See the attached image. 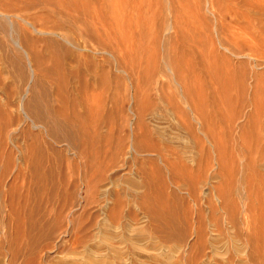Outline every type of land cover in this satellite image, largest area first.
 I'll list each match as a JSON object with an SVG mask.
<instances>
[{"label":"bare ground","instance_id":"bare-ground-1","mask_svg":"<svg viewBox=\"0 0 264 264\" xmlns=\"http://www.w3.org/2000/svg\"><path fill=\"white\" fill-rule=\"evenodd\" d=\"M244 2L264 15V0ZM162 5L161 0H0V67L15 70L29 91L24 101L20 88L13 111L0 100L2 264H50L51 253L61 255L57 264H170L173 254L184 251L177 245L168 249L175 238L188 249L181 255L187 264H209L219 256L231 264L234 255L238 264H264V232L261 228V239L254 241L249 218L250 181L264 178L259 173L264 168L258 174L256 162L242 166L249 173V205L238 203L246 213L245 226L238 228L230 195L243 175L234 179L239 169L232 152L239 149L229 150L233 142L227 148L242 116L230 113L234 94L246 103L250 91L260 96L264 74H242L245 62L216 67L219 48L244 58L231 41L245 31L241 27L239 34L232 28L235 38L232 29L225 31L231 39L225 34L206 51L207 39L194 42L197 37L189 41L182 35L167 50L165 32L173 29L178 38L180 19L165 26ZM260 29V34L254 29L259 36L254 33L252 42H244L252 43V60L264 64ZM123 80L130 85L125 95ZM257 140L263 145L264 134ZM120 181L132 200L115 189ZM175 203L187 204L182 222Z\"/></svg>","mask_w":264,"mask_h":264},{"label":"rangeland","instance_id":"rangeland-1","mask_svg":"<svg viewBox=\"0 0 264 264\" xmlns=\"http://www.w3.org/2000/svg\"><path fill=\"white\" fill-rule=\"evenodd\" d=\"M162 1V3H163V10H162V15H164L165 16V26H167V25H170V27H172L173 26V23H175V20L177 19H180V20H178V25L180 26V29H179V32H178V38L177 37H175V35L173 34L174 32H173V29H171L170 31H172V32H165V47H166V49L168 50L169 49V51L171 50V47L169 48V46H170V44L171 45H174V43L175 44H177V42L179 41L178 39H179V37H181L180 35H182V37L183 38H187L189 41H193L194 40V38L195 37H197V38H195V40H194V42H197V39L198 40H202V42H203V40L204 41H206V39H207V41L206 42H203L204 43V46L205 47H203V49L205 48L206 50L209 48V46H210V44L211 43H214V44H217V41L219 40V38H220V40H222V41H224L225 40V34H226V32L225 31H231L230 29H232V28H234V29H237L238 30V33H235V34H239V32H241L240 30L241 29H245V31L243 32V30H242V34H239L238 36H244V37H238L237 35H233L234 33V31L236 32L237 30H233L232 29V32H230V33H232V35L234 36V38H235V36H237V38H235V40H231L232 42H233V44L236 46L237 45V48H239V46H240V48H241V52H242V54L244 55V58H241V59H235V57H231V56H229L230 54L229 53H227L226 54V52L224 51V50H222V49H220L219 48V51H220V53L222 54L221 56L224 58H222L221 56H219V58H217L216 59V67H218V68H222V70H225L229 65H232L233 63H235L234 65H239L238 64V62H245L246 64H245V66L243 65V67H245L243 70H242V68H241V73L242 74H244V75H246V76H248L249 75V72L250 73H252L254 70H255V72H258V73H262V74H264V64L263 63H261L260 61H258V60H256V58H258V57H254L253 56V60H252V55L250 54L251 52H249V50L251 51L252 50V43H251V46L250 45H247L244 41H247V40H250V37L252 38V37H254V35L255 34H257V35H255V37L256 36H259V34H260V32H258V30L259 31H261L262 29H260V28H264V15H262L263 13H261V12H263V11H258V8L257 7H255V9L256 10H254V8L253 7H251V4L249 5L250 6V8H249V6H248V3H249V1H248V3L246 2H244V0L242 1V0H237V1H239V2H243L242 4L243 5H246V6H242L243 8H241V4L240 3H236V4H238V8H237V6L236 7H233L235 4L233 3L234 1L236 2V0H161ZM215 1V2H214ZM218 1V2H217ZM233 1V2H232ZM245 1H247V0H245ZM251 1V0H250ZM213 2V3H212ZM221 2V3H220ZM231 2L233 3V4H231ZM214 6H216V7H214ZM218 4H219V7H218ZM221 4H223L222 6L224 7V8H221L222 6H221ZM227 4H228V6H227ZM230 4V5H229ZM227 6V7H226ZM232 6V7H231ZM248 6V7H247ZM252 6H253V4H252ZM255 6V5H254ZM218 7V8H217ZM240 7V8H239ZM245 7V8H244ZM246 7H247V9L249 8V9H252V11L254 10V11H256V12H254L253 11V13H254V15H253V13H251L252 11L250 10L249 11V9H248V11H247V9H246ZM217 8V9H216ZM236 8H237V10H236ZM233 9V10H232ZM235 10V11H234ZM239 10V11H238ZM244 10L245 11H247L246 12V15L245 16H247V17H245L244 16V14H243V12H244ZM260 10V9H259ZM237 11V12H236ZM242 11V12H241ZM258 11V12H257ZM260 12V13H259ZM235 13H237L239 16H237L236 17V15L237 14H235ZM240 13H242L241 15H240ZM245 13V12H244ZM247 13L249 14V15H247ZM251 13V14H250ZM220 14V15H219ZM257 14V15H256ZM253 15V16H252ZM263 16V17H262ZM223 18V19H222ZM175 19V20H174ZM263 20V21H262ZM181 21V22H180ZM183 21V22H182ZM219 21V22H218ZM221 21V22H220ZM259 21H262L260 24L262 25V27H261V25L259 24ZM185 22V23H184ZM249 22H251V23H249ZM180 23H182V24H180ZM189 23V24H188ZM222 23V24H221ZM185 24H187V26L185 25ZM195 24V25H194ZM224 24H226V25H224ZM252 24V25H251ZM253 24H256V25H253ZM183 27H182V26ZM184 25H185V27H184ZM223 25V26H222ZM238 25V26H237ZM249 25H251L250 27H249ZM258 25V26H257ZM220 26H222V27H220ZM224 26H225V30H224ZM255 28H254V27ZM260 26V27H259ZM228 27H230V28H228ZM239 27H241V29L239 28ZM252 27H253V29H252ZM192 28V29H191ZM186 29V30H185ZM187 29H189V30H187ZM221 29H223V30H221ZM246 29L249 31V32H247L246 31ZM254 29H255V31H257V32H254ZM256 29H258V30H256ZM181 31V32H180ZM184 32H185V34H184ZM188 32V33H187ZM194 32V33H193ZM229 32H227V38H228V35H229ZM247 33V35H249L247 38H246V33ZM180 33H182V34H180ZM191 35H190V34ZM245 33V34H244ZM249 33V34H248ZM255 33V34H254ZM184 34V35H183ZM189 34V35H188ZM192 34H194V35H192ZM251 34H253L252 36H250ZM173 35V36H172ZM188 37H190V39L188 38ZM206 37V38H205ZM192 38V39H191ZM202 38V39H201ZM205 38V39H204ZM229 38L231 39V37H230V35H229ZM233 38V39H234ZM242 38V39H241ZM176 40V41H175ZM178 40V41H177ZM217 40V41H216ZM251 40H253V38L251 39ZM250 40V42H252ZM214 41V42H213ZM209 42H211L210 44H209ZM250 42H248V43H250ZM253 42H255V41H253ZM206 43V44H205ZM197 45H198V43H197ZM206 45H209L208 46V48H207V46ZM239 45V46H238ZM250 46V47H249ZM258 47V46H257ZM198 48V47H197ZM251 48V49H250ZM263 47H261V49H262ZM165 49V50H166ZM200 49V48H199ZM204 49V50H205ZM260 48L258 49V51L259 52H261V51H263L262 53H260V54H258L259 56H262V57H264L263 56V54H264V50H261ZM205 50V51H206ZM224 52V53H223ZM258 52V53H259ZM226 55V56H225ZM246 56V57H245ZM250 56V57H249ZM251 58V59H250ZM255 58V59H254ZM260 59V58H259ZM254 60H255V62H256V64H254L255 62H254ZM262 60H264L263 58H261V61ZM25 61V60H24ZM223 61H226V62H223ZM221 62V63H220ZM228 62V63H227ZM261 63V64H258V63ZM25 63V62H24ZM227 63V64H226ZM229 64V65H228ZM222 65V66H221ZM226 65V66H225ZM254 65H256L255 67H257L256 69H255V67H254ZM259 65L261 66V68L259 67ZM248 66V67H247ZM252 66V67H251ZM258 67H259V69H258ZM1 68V67H0ZM2 69V82L0 83V100H2V102L3 101H5V103L6 104H8V106H9V108H8V110L9 111H13L14 110V103H15V107H17L18 106V103H19V100H20V98L22 97L21 96V94L23 95L24 94V101L28 98V96H29V91H27L26 90V92H25V87H26V85L24 86L23 84L24 83H22V86H21V82L22 81H20L19 80V78H17L16 76H17V73H16V71L15 70H12V69H4V67L3 68H1ZM25 70H26V65H25ZM243 71H245L244 73H243ZM248 72V75L246 74ZM15 74V75H14ZM249 77V76H248ZM247 77V78H248ZM250 82V81H249ZM4 83V84H3ZM125 83V84H124ZM124 84V85H123ZM128 85H129V83L126 81V80H123V82H122V86H124L123 88H120V92H124V94L123 95H125V93H126V90H128V88H130V85H129V87H128ZM264 84L261 86V89H260V87H259V89L260 90H262V91H258L259 93H261L260 94V96L259 95H256V96H254V98H253V95L251 94V91H250V93H249V100H248V103H246V102H243L242 100H240V99H237L236 100V95L234 94V96H235V98H234V103H233V107L231 108L232 110L230 111V113H238V114H242V116H241V118L240 119H237V121L235 122L236 124H235V130H234V132H232L233 134V137H231L233 140L232 141H228L229 143H227V145H228V149L230 148V147H232L233 146V148H230L229 150L230 151H234L235 149L234 148H236V150H238L241 154H239V152L238 151H234V152H232V158L234 157V155L235 156H237V157H234L233 159L235 160V158H236V160L234 161V166H237V167H235V169H239L237 172H238V174H239V176L238 175H236V177H234V179L235 180H237V178L239 179L240 178V176L241 175H243L241 178H240V182H239V180H237V181H234V179H233V181L235 182V183H233L232 185L234 186L233 188L235 189L236 188V190L235 191H233V189H232V192H231V199H230V201H231V210H232V212H234V211H236V210H238V211H236V212H239L238 214L237 213H233L234 215H238V221L236 220L237 219V217L235 216V225H236V223H238L236 226L238 227V228H243L244 226H245V224H244V218H245V215H246V213L244 212V209H243V206L247 203L248 205H249V202H250V204L251 205H249L250 206V208H251V215H253L252 217H249L250 218V223H252V220H253V225L251 224L250 225V229H251V231L253 232V235H254V233H255V235L253 236L254 237V241H259L260 239H261V234H262V232H261V228H262V231L264 232V228H263V224H264V178H262V179H252V181H250V183L252 184H250V187H252L250 190H249V194L250 193H252V194H250L251 195V197H250V200H249V202L248 201H245L246 199V197H247V193L245 192V191H248V189L250 188H247V184L245 185V183H246V176L247 177H249L248 175H249V173H248V171H246V170H244L245 169V167H242V166H245V164L246 163H248V162H256V165H258L259 167H257L256 169H257V173L260 171V170H262L261 168H264V163L262 162L263 160H264V157L262 158L261 156H258L259 154H260V151H264L263 149H264V144L262 145L260 142H258V140H257V142H256V138H259L260 137V135H262V134H264ZM24 89H23V88ZM20 88H22L23 90L21 91V89ZM28 90H30V89H28ZM123 90V91H122ZM3 91H5V92H3ZM19 91H21L20 93H19ZM22 92H24V93H22ZM27 93V94H26ZM6 95H8V96H6ZM120 95L121 96H123L121 93H120ZM124 97V96H123ZM122 97V98H123ZM16 98H18V99H16ZM4 99V100H3ZM240 101H241V103H240ZM250 101H251V104H249L250 103ZM253 102V103H252ZM256 102V103H255ZM16 104H17V106H16ZM235 104V105H234ZM244 104V105H243ZM247 104V105H246ZM262 104H263V106H262ZM11 105H13V106H11ZM11 106V107H10ZM235 107V108H234ZM11 109H13V110H11ZM258 109V110H257ZM241 110V111H240ZM246 110V111H245ZM255 110V111H254ZM241 112V113H240ZM13 114V113H12ZM237 114V115H238ZM13 115H15V114H13ZM243 120V121H242ZM259 121V122H258ZM261 121V122H260ZM242 125H243V127H244V131L245 132H243L242 130H241V128L239 127V126H241L242 127ZM257 125V126H256ZM254 126V127H253ZM247 127V128H246ZM239 128V129H238ZM261 128V129H260ZM250 129V130H249ZM261 130H263V131H261ZM249 131V132H248ZM254 132V133H253ZM235 134V135H234ZM248 134V135H247ZM241 135H243L242 137H241ZM258 136V137H257ZM238 138H240V139H238ZM243 139V140H242ZM249 139V140H248ZM235 141V142H234ZM249 141V142H248ZM260 141V140H259ZM231 142H233V144L231 143ZM232 144V146H231V144ZM237 143H238V145H237ZM235 144V145H234ZM244 145V146H243ZM248 145V146H247ZM230 146V147H229ZM250 146V147H249ZM254 146V147H253ZM259 146V147H258ZM243 147V148H242ZM251 148V149H250ZM261 148V149H260ZM233 149V150H232ZM247 149V150H246ZM250 151H249V150ZM228 150V151H229ZM254 150H256V151H254ZM229 151V152H230ZM248 151H249V153L252 155H250L249 153H248ZM235 152H237V153H235ZM235 153V154H234ZM243 153H244V155H245V157L243 158ZM248 155H247V154ZM258 153V154H257ZM238 154V155H237ZM255 154H257V156L255 155ZM263 152H261V155L263 156ZM241 155V156H240ZM246 155L247 156H249V157H247L246 158ZM256 158V160H255V158ZM241 157V158H240ZM254 158V160H250L251 158ZM257 157H258V159H257ZM261 157V158H260ZM252 158V159H253ZM238 159H241L240 161L238 160ZM248 159V160H247ZM262 159V161H260ZM239 162H238V161ZM245 160V161H244ZM250 160V161H249ZM259 161H260V163H259ZM236 162H237V164L238 165H240V166H238L237 164H236ZM262 163V164H261ZM236 164V165H235ZM263 167H262V166ZM261 166V167H260ZM260 168V170L258 171V169ZM245 172H244V171ZM264 170V169H263ZM248 175H247V174ZM259 173H261V177L264 175V171H260ZM258 173V174H259ZM263 173V174H262ZM120 174H122V172H120ZM119 174V175H120ZM246 174V175H245ZM238 176V177H237ZM121 177H122V175H121ZM243 177H244V179H243ZM264 177V176H263ZM165 178H166V180H165V184L166 185H168L166 182H168L169 183V186H167V187H170L171 188V190L173 189L172 187H171V185H170V180H167V178L168 177H166L165 176ZM262 180V182H261V184H260V181ZM12 180H10L9 181V183L11 182ZM243 181V182H242ZM257 181V182H256ZM121 182V181H120ZM255 182V183H254ZM240 183V184H239ZM248 183V182H247ZM235 184V185H234ZM241 184L243 185V186H241ZM258 184H259V186H258ZM119 187H118V189L117 188H115L116 190H118L120 193H123L122 194V196L125 198V197H127V199L125 198V200H129V198L131 197V196H129V195H131L130 193H129V190H128V188H127V186L126 185H124V183L123 182H121L119 185H118ZM123 188H121V187ZM237 186V187H236ZM246 188H245V187ZM126 187V188H125ZM230 187H231V185H230ZM254 187H255V189H254ZM259 187V189H257ZM125 188V189H124ZM237 188H240L241 190H238L237 191ZM243 188L245 189V190H243ZM120 189V190H119ZM247 189V190H246ZM252 189H254L253 191H252ZM123 190V191H122ZM124 190H126L125 192L126 193H124ZM122 191V192H121ZM158 190H155L154 192H152V194L154 195V193L156 192V194L155 195H157V192ZM241 191V192H240ZM244 191V192H243ZM255 191V192H254ZM129 193V194H128ZM240 193V194H239ZM243 193V194H242ZM126 196H125V195ZM235 194H237V195H235ZM239 194V195H238ZM154 195V197H156ZM240 195H242V197L240 196ZM254 195H255V197H254ZM238 196L239 197H241V198H238ZM246 196V197H245ZM153 197V196H152ZM153 197V198H154ZM243 199V200H242ZM254 201H253V200ZM260 200V202L259 203H261V204H259L258 203V200ZM130 200H132V197L130 198ZM129 200V201H130ZM154 200V199H153ZM239 201V202H237V201ZM240 200H242V201H240ZM253 202H252V201ZM255 200L257 201L256 203H255ZM153 202V201H152ZM155 202V201H154ZM233 202L235 203V204H233ZM237 202V203H236ZM243 202V203H242ZM155 203H157L158 204V202L156 201ZM238 203H241V204H238ZM176 205L178 204L179 205V207H178V205L177 206H174L173 208L175 209V211H176V213H177V216H178V219H180L181 220V222L182 221H184V215L185 214H187V210L186 209H188V208H186L187 207V204H184V205H181L180 203H175ZM237 204L238 205H240V207L239 206H237ZM170 205H171V207L173 206V204L172 203H170ZM181 205V206H180ZM235 206V208L233 209V207ZM254 205V206H253ZM185 206V207H184ZM203 206H205V203H203ZM233 206V207H232ZM237 206V207H236ZM241 206H242V209H241ZM177 207V208H176ZM182 207H183V209H182ZM172 208V209H173ZM180 208V209H179ZM186 208V209H185ZM240 208V209H239ZM179 209V210H178ZM183 210V212H182V210ZM253 209V210H252ZM255 209V210H254ZM178 210V211H177ZM241 210V211H240ZM183 213V214H182ZM241 213V214H240ZM250 215V216H251ZM187 216V218H189V216L188 215H186ZM253 218V219H252ZM261 218V219H260ZM263 219V220H262ZM240 222V223H239ZM256 224V225H255ZM144 226V225H143ZM243 226V227H242ZM251 226H253L252 228H251ZM144 228H146L145 226H144ZM254 228V229H253ZM258 231V232H257ZM257 232V233H256ZM259 235V236H258ZM258 236V237H257ZM263 236V235H262ZM239 237V236H238ZM239 238H242V236H240ZM239 238H237V240L238 241H236V242H238V245H241V244H239ZM257 240H256V239ZM192 240H194L193 239V237H190V239L188 240V241H190L189 243L190 244H192L194 241H192ZM236 240V239H235ZM173 242L171 243V245H169L168 246V249L169 248H173V247H177V246H179V247H181L182 249L181 250H184V251H179L178 253H175V255L173 254L172 256H171V260L169 259V261H165V263L167 262H169L170 264H176V261H177V259H178V263L180 264V263H182V264H184L185 262H184V260H183V257H181V255H183V254H185L186 252L185 251H187L188 249L187 248H185V249H183L184 247H183V244L182 243H180V242H178L177 241V238H175L174 240H172ZM178 242V244H176L175 242ZM242 241H243V243H244V241H245V237H243L242 238ZM242 241H241V239H240V242L242 243ZM242 243V244H243ZM180 244H182V246H180ZM168 245V244H167ZM166 245V246H167ZM174 245V246H173ZM175 245H177V246H175ZM167 249V248H166ZM222 252V254L224 253V250L222 249L221 250ZM182 253V254H181ZM57 254V253H56ZM56 254H54V253H51V254H49V257H50V264H53V263H58L57 261H59V258H60V260H61V255H56ZM179 256H178V255ZM177 255V256H176ZM1 256V255H0ZM57 258H56V257ZM54 259H53V258ZM177 257V258H176ZM180 257V258H179ZM176 258V259H175ZM182 258V261H180V259ZM0 259H1V257H0ZM62 259H65V257H62ZM226 259H227V256H219V257H216L215 259H213V260H211V259H209L210 260V262H209V264H224L225 263V261H226ZM242 259V258H241ZM166 260V259H165ZM174 260V261H173ZM225 260V261H224ZM233 261L234 262H232L233 264H238V257H235V255L233 256ZM1 263V262H0ZM177 263V264H178ZM231 263V264H232ZM2 264V263H1ZM185 264H187V261H186V263ZM188 264H191V263H188ZM199 264H201V263H199ZM203 264V263H202ZM206 264H208V263H206Z\"/></svg>","mask_w":264,"mask_h":264}]
</instances>
